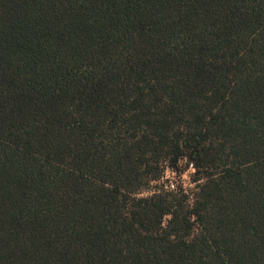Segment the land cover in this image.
Wrapping results in <instances>:
<instances>
[{"label":"trees","instance_id":"1","mask_svg":"<svg viewBox=\"0 0 264 264\" xmlns=\"http://www.w3.org/2000/svg\"><path fill=\"white\" fill-rule=\"evenodd\" d=\"M0 264H264V0H0Z\"/></svg>","mask_w":264,"mask_h":264},{"label":"rangeland","instance_id":"2","mask_svg":"<svg viewBox=\"0 0 264 264\" xmlns=\"http://www.w3.org/2000/svg\"><path fill=\"white\" fill-rule=\"evenodd\" d=\"M194 173V169L187 165L184 160L180 161L176 168L173 169L164 166L161 179L158 182L152 181L148 183L147 187L137 196L148 197L157 190L168 191L187 195L188 203H191L194 193L197 191L198 183L203 182H195L198 178Z\"/></svg>","mask_w":264,"mask_h":264}]
</instances>
